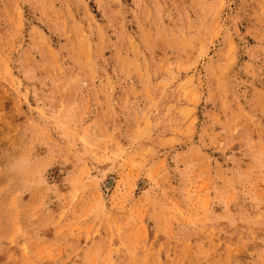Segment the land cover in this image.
<instances>
[{"label":"rangeland","instance_id":"1","mask_svg":"<svg viewBox=\"0 0 264 264\" xmlns=\"http://www.w3.org/2000/svg\"><path fill=\"white\" fill-rule=\"evenodd\" d=\"M0 264H264V0H0Z\"/></svg>","mask_w":264,"mask_h":264},{"label":"clouds","instance_id":"2","mask_svg":"<svg viewBox=\"0 0 264 264\" xmlns=\"http://www.w3.org/2000/svg\"><path fill=\"white\" fill-rule=\"evenodd\" d=\"M37 170L40 172V177L35 176ZM9 172L18 178L23 189H27L37 186L39 178L44 176V162L33 160L26 149L24 155L11 162Z\"/></svg>","mask_w":264,"mask_h":264}]
</instances>
